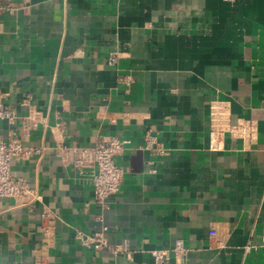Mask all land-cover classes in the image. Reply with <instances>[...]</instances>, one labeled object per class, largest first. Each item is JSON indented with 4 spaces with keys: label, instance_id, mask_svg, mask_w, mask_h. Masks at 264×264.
<instances>
[{
    "label": "crops",
    "instance_id": "crops-1",
    "mask_svg": "<svg viewBox=\"0 0 264 264\" xmlns=\"http://www.w3.org/2000/svg\"><path fill=\"white\" fill-rule=\"evenodd\" d=\"M0 7V92L18 116L0 135L39 150L12 163L37 199L0 197V264H154L155 249L176 264L177 240L183 264H264V0ZM113 136L124 176L103 206L76 151ZM102 224L118 255L76 238Z\"/></svg>",
    "mask_w": 264,
    "mask_h": 264
},
{
    "label": "built area",
    "instance_id": "built-area-1",
    "mask_svg": "<svg viewBox=\"0 0 264 264\" xmlns=\"http://www.w3.org/2000/svg\"><path fill=\"white\" fill-rule=\"evenodd\" d=\"M233 2L234 0H226ZM2 7H0V13ZM108 64L116 66L118 64L117 54L111 53L108 58ZM126 82H129L126 79ZM5 95L0 92V122L3 120L14 121L18 116L15 111L7 108L4 102ZM26 127L30 126L26 124ZM220 133L212 130L209 133V148L218 151L222 148ZM127 144L126 140L113 136L105 141L99 142L92 147H82L77 149L76 166L81 167L85 162L95 165L93 172L94 195L98 203L105 206L107 199L117 194L121 190V184L124 176V170L116 165L115 157L121 155ZM39 152L25 145L19 139L10 137L5 140L0 135V197H13L25 203H32L37 199L31 183L28 179L16 176L12 172V163L15 160L27 159L33 154ZM42 218H51L48 211L42 213ZM102 221V215L99 216ZM110 227L102 224L99 228L90 234L77 231L76 238L79 242L88 248H93L103 253H113L118 255L120 248H113L109 245L106 235ZM215 230L211 231V235H216ZM184 244L182 240H177L172 251L175 253L176 264H183L180 257L184 253ZM154 264H171V252L167 249H155L152 251Z\"/></svg>",
    "mask_w": 264,
    "mask_h": 264
}]
</instances>
